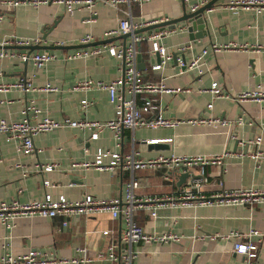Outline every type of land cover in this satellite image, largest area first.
<instances>
[{
  "label": "crops",
  "instance_id": "1",
  "mask_svg": "<svg viewBox=\"0 0 264 264\" xmlns=\"http://www.w3.org/2000/svg\"><path fill=\"white\" fill-rule=\"evenodd\" d=\"M196 1L148 0L141 5L132 4L129 8L131 20L139 23L160 17H176L182 13V2L189 10V6ZM227 1L217 0L212 8L205 10L208 34L191 40L185 29L161 38L160 41L170 53L163 67H150L158 59L156 53H150V59L144 58L145 68L141 69L144 80H162L169 86L188 89L177 93L163 92L158 101L164 116L184 121L173 128H123L119 138L110 128H104L99 131L97 138H91L90 129L58 127L34 134V148L29 153L19 151L13 139L0 133V201L16 198L25 202L40 199L45 193L53 198L64 194L73 200L86 194L98 198L122 197L129 177L128 169L118 165L110 171L73 164L86 158L93 160L99 147L120 152L135 149L143 157L160 153L212 154L228 150L231 154L224 158L223 165L207 164L204 167L207 182L200 188V193L212 196L223 189L264 187V157L257 159L250 156L255 149L251 140L256 135L262 136L259 147L264 153V100L239 101L233 98L240 91L256 85L264 86V48H252L253 45L264 43V10L257 13L252 8H228ZM124 9H128L127 6L114 8L104 0H94L90 8H78L73 13L66 12L63 6L54 3L39 7L24 4L17 7L3 6L0 7V41L12 35L22 38L38 36L40 45H65L80 43V37L86 33L94 36L92 41L102 40L117 35L108 32L116 27L119 17L124 15ZM182 23L187 24L184 21L177 22L178 25ZM150 32L146 30L138 33ZM130 37L126 38L125 43L129 42ZM213 42L246 44L248 48L209 49L199 65L201 72L196 68L182 70L179 58L189 61ZM110 43L122 45L123 39L102 41L95 45ZM186 43H190L191 47L183 49ZM149 46L150 40L140 43L141 50ZM80 48L85 47L48 48L57 57L42 67L17 56L0 57L1 83L27 77L34 86L26 92L17 89L0 91V118L18 119L22 116V110L31 106L40 107L57 119L111 118L115 108L107 90L73 87L86 78L110 82L121 74L120 61L108 50L97 56L62 58ZM17 50L28 51L26 48ZM212 81L218 82L224 95L213 96L210 91ZM46 82L57 89H42ZM84 98L92 101L89 107L81 106ZM210 101L213 105L208 108L207 103ZM210 116L235 122L213 126L192 121ZM30 118L33 120L34 115L30 114ZM169 136L172 137L170 141H145ZM110 159L111 155H107L103 161L108 162ZM45 163L55 166L52 170L40 171L37 165ZM23 168L28 169L26 174H23ZM188 170L189 175L182 177L186 171L178 168L169 179L165 173L167 168L163 166L137 169L134 171L139 181L136 194L148 197L175 193L189 181L190 174H198L199 169L193 167ZM44 177L51 181L50 185H43ZM65 219L67 224H63ZM135 219L149 233L177 237L169 236L150 242L133 241L132 248L136 254L131 260L132 264H236L243 262L244 255L233 250L234 237L225 235L235 230L246 232L251 227L263 232L264 202L252 206L212 204L161 207L157 209L155 218H151L146 209L140 208L135 212ZM10 223L11 226L7 228L0 220V255L4 252L21 255L30 249H37L48 258H71L81 256L76 249L84 245L85 254L92 258L91 261L59 264H121L117 259L98 258L99 253L104 252L106 255L105 250L111 243L116 244V249L123 246L122 240L120 244L118 242L125 228L120 214L113 217L109 211H103L68 217L33 215L15 218ZM251 238L258 240L255 263H264V238L259 235H251Z\"/></svg>",
  "mask_w": 264,
  "mask_h": 264
},
{
  "label": "built area",
  "instance_id": "2",
  "mask_svg": "<svg viewBox=\"0 0 264 264\" xmlns=\"http://www.w3.org/2000/svg\"><path fill=\"white\" fill-rule=\"evenodd\" d=\"M148 0H104L107 5L114 8H120V5L127 6L128 9H124V15L119 17L117 25L114 29L108 33L122 34L126 32H133L134 29L142 27L144 25L159 22L168 19V17H160L152 20H142L139 23H134L131 20L130 6L132 4L141 5ZM208 0H197L195 3L189 6V10H195L200 6L207 3ZM94 0H0V7H17L19 5H31L33 7H39L42 4L54 3L64 7L68 13H73L75 9L87 7L90 8L93 5ZM228 8H252L255 12L259 13L264 10V0H228L226 3ZM187 29V24L175 23L173 27H160L151 30L149 34L132 33L129 42L125 45L103 44L92 45L90 47L80 48L71 53L65 54L62 58H75L85 57L87 55L97 56L104 50H108L110 54L116 56L120 61L121 74L111 80L110 82L94 81L91 78H86L76 85L74 89H86L89 87H96L99 89H105L108 91L109 100L114 104V115L107 120H91L86 117L79 118H62L57 119L50 116L46 111L40 107L31 106L25 107L22 110V116L15 120H8L6 118H0V133L4 134L8 139H13L17 144L19 151L29 153L33 150L32 137L38 132L50 131L54 128L71 126L78 127L80 129H90L91 138H97L99 131L104 128H110L114 135L119 138L120 132L123 128L133 129L138 126H147L156 128L159 126L175 127L184 119L173 118L164 116L162 109L159 105V95L163 92L177 93L181 91H187V88L179 86H169L162 80H144L142 77V70L137 66L136 54L141 52L143 58H151L150 53H156L158 55L157 61L151 64L152 69H158L163 67L170 57V53L167 51V47L161 38L171 33L181 32ZM94 39L91 33H86L79 39L80 43L90 42ZM150 40V46L146 50H141L138 47V43ZM40 37L22 38L18 36H9L0 41V45L4 44H30L38 43ZM252 46V45H251ZM191 44H185L183 49L190 48ZM229 48H244L247 49L246 44L234 45L230 43L218 44L216 42L211 43L210 47H204L200 52L193 55V57L186 61L184 58H179L178 63L182 70L187 68H196L200 72L202 69L199 67L203 56L208 50L219 51ZM253 49L259 50L264 48L263 44H256L252 46ZM4 56H17L23 61L30 60L37 67L44 66L48 61L56 58V54L47 50H34L28 53L27 51L17 50L15 48H0V57ZM34 86L32 81L27 77H19L18 79L1 83L0 91L7 89H17L21 91H29ZM46 90H56L57 87L52 86L49 82H46L42 87ZM210 91L213 96L224 95L221 91L220 85L217 81H212L210 85ZM129 97H126V95ZM236 100H264V86L256 85L254 88L240 91L234 95ZM92 103L91 100L86 98L81 100V106L86 108ZM212 101L207 103V107L211 108ZM44 112V113H43ZM43 113V115H40ZM30 114L34 115V119L30 118ZM201 123L216 125H231L235 122L232 119L207 117L192 120ZM237 121V120H236ZM159 140L170 141L172 137L163 138H150L146 139V142H157ZM255 149L250 153L251 157L260 158L264 157L259 145L262 142V136L256 135L251 140ZM231 153L228 150L205 154V153H183L176 154L171 153L169 155L157 154L155 156L143 157L140 156L139 151L131 149L127 152L111 151L110 149L97 148L94 154V159H83L74 165H80L83 167L94 166L98 169L113 171L116 166L122 165V167L128 169L129 177L125 182L124 193L120 198H98L90 194L84 195L80 199H70L64 194H60L58 197L53 198L49 193H45L40 199H32L25 202H21L16 198L9 201H0V220L8 228L11 226V221L18 217H28L33 215H41L43 217H52L55 215L70 216L74 214L90 215L98 212L109 211L113 217L121 215L125 228L121 234V240L123 241L122 247H117L116 244L111 243L106 248V255L104 252L98 254V258H110L117 259L121 264H132L131 260L135 256V251L132 248V242L136 240H143L150 242L153 240H162L171 236L176 238L177 235H155L147 232L144 227L137 223L135 219V212L140 209H146L151 218L157 216V209L161 207H181V206H198V205H239L247 204L252 206L254 203L264 202V187L256 186L250 188L240 189H223L212 196H205L200 193V188L207 182V178L204 172V167L207 164H224V158ZM107 155H111V159L108 162H104L103 158ZM1 162V159H0ZM19 165V164H18ZM17 165V166H18ZM53 163L38 164L37 168L41 171H49L54 168ZM156 166H163L167 168L166 178L171 179L174 170L181 168L183 171H190L193 167H198V174H190L189 181L177 192L162 194L159 196L139 197L136 194V189L139 186V181L134 175V171L137 169H145ZM23 174H26L28 169L23 168ZM221 183V181H220ZM51 181L47 178H43V185L48 186ZM67 219L63 220V224H67ZM251 235H259L264 238V231L261 232L257 228H250L246 232L238 230L232 231L225 235L226 237H234L233 250L237 253L244 255V260L241 263L236 264H259L255 263L254 259L258 254V240L251 238ZM77 252L81 256H74L71 258H48L45 253L37 249H30L26 253L21 255H13L10 252H4L0 255V264H41L51 262L53 264L78 262V261H91L92 258L88 257L86 247L83 245L77 247ZM194 264V263H191ZM264 264V263H261Z\"/></svg>",
  "mask_w": 264,
  "mask_h": 264
},
{
  "label": "water",
  "instance_id": "3",
  "mask_svg": "<svg viewBox=\"0 0 264 264\" xmlns=\"http://www.w3.org/2000/svg\"><path fill=\"white\" fill-rule=\"evenodd\" d=\"M217 0H209L206 4L200 6L199 8H196L195 10H187L185 3L182 2V13L179 16L168 18L166 20H162L159 22L155 23H150L147 25H144L142 27H139L137 29H134L133 32H126L122 34H117L115 36H111L102 40H94L86 43H74V44H47V45H40L39 43L33 45V44H4L0 45V48H17V49H22L26 48L28 49V53H30L33 49L35 48H43V49H48V48H56V47H61V48H74V47H86V46H92L95 44H98L102 41H109V40H116L119 38L123 39V45H125V40L128 36H131L132 33H138L140 31H151L156 28L160 27H173L175 23L177 22H182L184 21L187 23V30L189 32V38L191 40L201 37L202 35L208 34V29H207V23H206V18L204 15V12L206 9L212 8L213 5L216 3ZM42 38H44L42 36ZM138 47L140 48V43H138ZM136 61H137V66L140 69L145 68V59L142 57V54L140 51L137 52L136 54ZM126 97H129L127 94ZM189 175V172H184L182 177H186ZM118 242L120 244L121 242V235L118 238Z\"/></svg>",
  "mask_w": 264,
  "mask_h": 264
}]
</instances>
